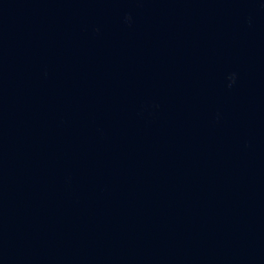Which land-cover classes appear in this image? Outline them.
<instances>
[{"label": "water", "instance_id": "1", "mask_svg": "<svg viewBox=\"0 0 264 264\" xmlns=\"http://www.w3.org/2000/svg\"><path fill=\"white\" fill-rule=\"evenodd\" d=\"M0 264H264V0H0Z\"/></svg>", "mask_w": 264, "mask_h": 264}]
</instances>
